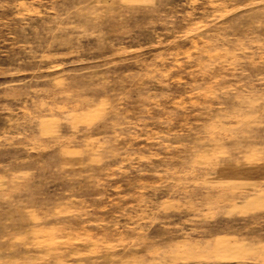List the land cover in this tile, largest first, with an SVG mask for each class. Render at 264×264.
I'll list each match as a JSON object with an SVG mask.
<instances>
[{
    "label": "rangeland",
    "instance_id": "1",
    "mask_svg": "<svg viewBox=\"0 0 264 264\" xmlns=\"http://www.w3.org/2000/svg\"><path fill=\"white\" fill-rule=\"evenodd\" d=\"M0 264H264V0H0Z\"/></svg>",
    "mask_w": 264,
    "mask_h": 264
}]
</instances>
